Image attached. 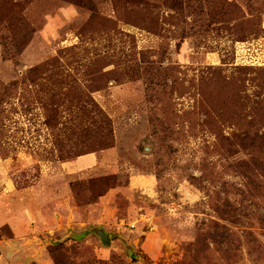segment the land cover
<instances>
[{"label": "rangeland", "instance_id": "rangeland-1", "mask_svg": "<svg viewBox=\"0 0 264 264\" xmlns=\"http://www.w3.org/2000/svg\"><path fill=\"white\" fill-rule=\"evenodd\" d=\"M88 151L111 245L63 237L53 264H264V0H0V176Z\"/></svg>", "mask_w": 264, "mask_h": 264}, {"label": "crops", "instance_id": "crops-1", "mask_svg": "<svg viewBox=\"0 0 264 264\" xmlns=\"http://www.w3.org/2000/svg\"><path fill=\"white\" fill-rule=\"evenodd\" d=\"M107 153L90 154L55 165L51 163L38 181L25 188L19 186L11 174H1L0 230L8 227L11 236L3 239L0 244L14 246L11 250V264L14 259L15 264H53L47 246L59 241L58 237L63 239L69 234H87L90 237L92 235L89 232L93 228L105 230L99 225H93L105 213L102 208L106 211L104 220H107L109 228V218L116 216L114 210L118 211L113 207L114 191L98 202L80 206L72 186L83 184L95 177L97 172L103 171L108 166ZM37 240L44 246H31L28 243Z\"/></svg>", "mask_w": 264, "mask_h": 264}, {"label": "trees", "instance_id": "trees-1", "mask_svg": "<svg viewBox=\"0 0 264 264\" xmlns=\"http://www.w3.org/2000/svg\"><path fill=\"white\" fill-rule=\"evenodd\" d=\"M49 67H50V64L49 63H47V65H45V66H43V67H39V70H37V71H41V72H45V71H48L49 70ZM71 152H67V154L69 155ZM97 152H93V151H88V153H86V154H78L77 156H76V158L75 159H77V158H80V157H82V156H86V155H90V154H96ZM74 159V160H75ZM66 159H63V160H61V162H67V161H70L69 159L68 160H66ZM92 181V182H91ZM103 181V178L101 177V178H96V179H90V181L88 180V182L89 183H93L94 184V190L92 189L91 190V193L93 194V192L95 193V194H97L98 195V197L96 198V199H94L91 203H87V204H82L81 202H80V195H86V194H89L90 195V193H89V191L88 192H83V191H81V189L83 188L82 187V185L80 184V183H76V184H73L72 186H73V191H74V193H75V195H76V198H77V201H78V204L80 205V206H82V205H91V204H93V203H95V202H98L101 198H103V197H105L107 194H109L111 191H114V190H116V188H114V189H110V191H108V193L106 192V193H104V194H102L101 193V191H100V185H101V182ZM57 240H60V238L58 237L57 238ZM61 248H56L55 249V251L54 252H57V253H59V252H61Z\"/></svg>", "mask_w": 264, "mask_h": 264}, {"label": "water", "instance_id": "water-1", "mask_svg": "<svg viewBox=\"0 0 264 264\" xmlns=\"http://www.w3.org/2000/svg\"><path fill=\"white\" fill-rule=\"evenodd\" d=\"M89 234H94V235H96L97 237H99V238L102 240V242H103V244H104L105 246H110V245H111V238H110V235L107 234V233L105 232V230H103L102 228H93V229L89 232ZM83 237L86 238V237H88V235H87V234H81V235L69 234V235L66 236L65 239L73 238V239H76V240L81 241ZM63 240H64V239H63Z\"/></svg>", "mask_w": 264, "mask_h": 264}]
</instances>
